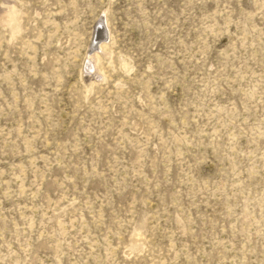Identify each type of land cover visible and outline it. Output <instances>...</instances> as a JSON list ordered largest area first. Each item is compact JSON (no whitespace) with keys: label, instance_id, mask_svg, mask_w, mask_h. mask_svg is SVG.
<instances>
[{"label":"rangeland","instance_id":"rangeland-1","mask_svg":"<svg viewBox=\"0 0 264 264\" xmlns=\"http://www.w3.org/2000/svg\"><path fill=\"white\" fill-rule=\"evenodd\" d=\"M0 264H264V0H0Z\"/></svg>","mask_w":264,"mask_h":264},{"label":"water","instance_id":"water-1","mask_svg":"<svg viewBox=\"0 0 264 264\" xmlns=\"http://www.w3.org/2000/svg\"><path fill=\"white\" fill-rule=\"evenodd\" d=\"M98 29H101V28L97 27V30H98Z\"/></svg>","mask_w":264,"mask_h":264},{"label":"bare ground","instance_id":"bare-ground-1","mask_svg":"<svg viewBox=\"0 0 264 264\" xmlns=\"http://www.w3.org/2000/svg\"><path fill=\"white\" fill-rule=\"evenodd\" d=\"M100 35V34H99Z\"/></svg>","mask_w":264,"mask_h":264}]
</instances>
